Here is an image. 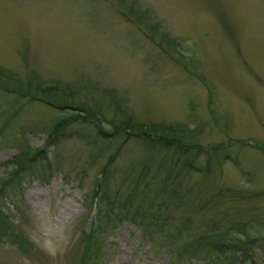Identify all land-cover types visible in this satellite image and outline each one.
<instances>
[{
  "label": "rangeland",
  "instance_id": "374dc122",
  "mask_svg": "<svg viewBox=\"0 0 264 264\" xmlns=\"http://www.w3.org/2000/svg\"><path fill=\"white\" fill-rule=\"evenodd\" d=\"M0 264H264V0H0Z\"/></svg>",
  "mask_w": 264,
  "mask_h": 264
},
{
  "label": "trees",
  "instance_id": "16d2710c",
  "mask_svg": "<svg viewBox=\"0 0 264 264\" xmlns=\"http://www.w3.org/2000/svg\"><path fill=\"white\" fill-rule=\"evenodd\" d=\"M60 126H61V123L60 122H58L54 127H53V129L48 133V135H47V140L48 141H52V139H53V137H54V135H55V133H56V131L57 130H59V128H60ZM129 127H130V125L129 124H127V123H122V125H121V128L119 129V130H117L118 129V127H115V132H116V130H117V132H122V135L124 134L125 135V138H128V137H130L129 136V134H131L130 133V131H128L129 130ZM128 129V130H127ZM116 132V133H117ZM146 137V139H147V141H148V143L151 141V142H153V139H157L159 142H161L162 143V146H165L166 144H168V142L169 143H172V142H175L176 143V145H177V147L180 149V151L178 152V156H182V151H184V147L181 145L182 143H179V142H177V141H175L174 139H168V138H164L163 136H161V135H155V136H153V137H151V135H148L149 134V132L148 131H144V133H143ZM105 135H107V134H105ZM124 140L125 139H121L120 141H119V143H122V142H124ZM120 146V145H119ZM119 146H117L116 147V151L119 149ZM25 152H27L26 150L24 151V150H22V152L20 151V152H18V155H17V157H18V160H16V162H18V165L20 166V164H22V165H24V164H28V159H29V157L28 156H33V155H36V154H38V152H40V151H35V152H31V154L29 153V152H27V153H25ZM111 157V156H110ZM109 157V158H110ZM151 157V156H150ZM34 159V158H33ZM33 159H31V160H29V161H32ZM111 159V158H110ZM152 159V158H151ZM177 160L179 161V158H177ZM176 160V161H177ZM185 163V162H184ZM161 164H160V162L158 161L157 162V166H160ZM147 168V165H142L141 166V169H140V171L142 170V169H146ZM105 168H103L102 170H104ZM105 172V171H104ZM137 177L138 178H141L140 177V173L137 175ZM142 179H144L143 177H142ZM146 184V183H145ZM133 186H132V190H134L137 186H138V183H137V181H134L133 182V184H132ZM100 188V185L99 184H96V186H95V189H96V192H95V195L97 196V195H99V192H98V189ZM171 190V189H170ZM161 191H165V189L164 188H162L161 189ZM100 199H98V201H99ZM101 201V200H100ZM162 202V201H161ZM112 204H114V202L112 201L111 202ZM164 204V203H163ZM159 205H160V202H159V204H158V208H160L159 207ZM122 206H124V204H122ZM150 216L153 218V222H154V226H156L157 227V229H158V231H160V229H162L163 227H166V217H164V215L162 214V212H161V209H158L157 210V213L155 212L154 214H150ZM2 225H4L3 227H2ZM1 229L3 230V234H5L6 233V231H7V229H8V225L7 224H5L4 222L1 224ZM167 231H165V233H166ZM224 235L226 234V233H223ZM214 237H217L218 238V242H216L215 243V245H214V251H216V252H219V254H225L226 252H229L230 251V249H228L227 248V246H229V243L228 244H226L223 240H221V236H220V234H210V233H205L204 235H199V236H197V238L195 237L192 241H193V243H196V244H194L195 245V247H197V246H199V245H202V244H204V245H206L207 247H211L212 246V241H213V238ZM231 247V246H230ZM192 249H193V245H192ZM208 250V249H207ZM208 253V252H207ZM210 253V252H209ZM192 254V255H191ZM190 256H192L193 257V250L190 252V254H189Z\"/></svg>",
  "mask_w": 264,
  "mask_h": 264
}]
</instances>
